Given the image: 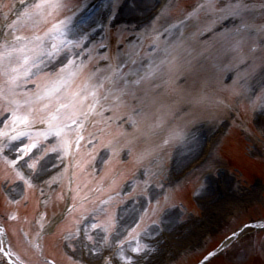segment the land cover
Listing matches in <instances>:
<instances>
[{
  "label": "rangeland",
  "instance_id": "374dc122",
  "mask_svg": "<svg viewBox=\"0 0 264 264\" xmlns=\"http://www.w3.org/2000/svg\"><path fill=\"white\" fill-rule=\"evenodd\" d=\"M156 4L154 3L150 9H145L143 12H132L127 7V3H125L123 10L117 13L114 23H119L121 28L131 27L135 29L139 24H145L146 27L148 25L146 24L148 16L154 10ZM3 21L4 18L1 17L0 35L6 39L9 33L7 32V36H5V29L2 28ZM194 24L195 26L197 25L196 23ZM107 32H110V30H105L89 44L88 51L90 53L96 46L104 44L103 41L106 39ZM178 36L176 37V41L172 40L174 43H178L177 46L180 45V41L177 40ZM64 38L65 36H59L57 43H61ZM169 40H171V37ZM202 49L197 47L196 54L198 56H200ZM45 50L48 52L51 51V49ZM61 51H63L62 48ZM170 53L172 51L166 53L160 45L158 47L151 45L147 49L145 57L138 63L132 65L129 72L136 71L137 73H142L144 79L141 81V84L144 80L145 82L147 80H155L154 78L158 72L163 69L164 65L169 63L167 58ZM80 55L83 56V53ZM88 59L89 55L84 57V59L77 57L74 63L71 55L66 53L60 56L55 63H51L52 58L49 57L44 60V63H40L41 61L37 60L35 65H39L37 66V73L41 72L51 75L72 64H82ZM153 61L155 63L152 68L148 69ZM213 74L214 71L212 70ZM225 75L227 77L228 73ZM211 76L205 77L206 85L212 84ZM130 79L127 82L128 85H132ZM249 87L251 91L247 92V96L254 102L253 108L250 110V105L245 107L247 100H244L240 108L244 109V116L246 120H249L250 124L248 121H243L242 125L236 126L238 128L244 127L248 136L243 139L240 137L238 130L234 129L227 139V141L232 139L236 146L237 150L234 152V156L228 153L227 146L220 147L217 150L218 156H214L213 158L212 171L206 177L195 181L193 185H189L191 186L189 190H193L189 195H175L176 197H174L172 190L173 192L177 190L175 188L179 186L178 180L183 171L199 156L200 150L203 147L204 134L211 133L212 136V132L215 130L197 125L191 132H185L181 135V129L172 127V123L169 125H158L160 128H155V133L153 132L154 136L152 134L149 139H146L148 140L146 141L147 148L145 149L144 147V150H142L143 153H138V156L143 161L142 164L135 167H141L146 162L147 157L150 156L149 158H152L154 156H152L153 153L151 151H153V147L155 148L157 146L156 141H158V135L160 134V138L165 134L169 137V134H171L167 146V149L169 148L168 151H164V155L159 154L157 157H153L152 161L150 160V166L143 168L135 180L128 184L129 190L127 194L122 193L123 189L119 191L120 185L122 184L119 185L121 181L119 179L112 186L110 193L113 194L110 197L104 198L101 203L94 204L91 209L84 210L85 213H83L84 216L82 218L74 219L69 223V228L65 229L56 237L58 238L57 249L49 248L45 241L44 249L47 257H51L56 261H62L64 264H114L115 261L118 264H122L123 259L135 263V259L138 257L137 255L147 252L146 247H149L151 252L155 254V247L151 243L154 244L157 238L160 240L163 239V234H166L168 237L175 235V241L170 247L166 246L168 238L165 242L161 241V248L163 246L165 247V250L162 251H165L164 256L160 258V261H154L153 264H190L194 261L193 259L199 258L201 253L208 251L212 247L210 246L211 243L220 241L221 236L226 232L234 230L231 228H238L247 222L264 220V121L259 119V117L264 115V71L261 77L256 79ZM151 95L150 98L145 99V102L151 105L150 107L152 105L156 108L157 106L161 107L163 102L165 103V98L162 95L157 97L156 92H151ZM134 116L130 115L125 117L128 129L136 128V122H139V118L142 115ZM150 116L153 117V114H150ZM2 117L3 115L0 116V130L4 128L3 132L6 133L13 128V124L8 119L9 116H6V120L2 119ZM246 125H249L250 130L246 128ZM139 129H142V125H139ZM3 132H1V138H3ZM51 142V139H49L47 145ZM193 145H195L196 150L191 156L189 152L186 153L185 151L188 149L192 150ZM44 150V145L38 144L37 142L29 145L23 142L14 143L9 140L5 141V139L0 142V157L4 158V156H9L8 160L10 163L16 169H19V167L23 169V175L25 177H32L37 180L42 178V176L47 177L48 173L56 169L62 161L60 156L45 153ZM5 153L8 155H5ZM127 153V156L130 157V151ZM108 156L109 154H103L102 158L96 161L98 169L103 168L105 170L104 167L108 164ZM220 157L228 160L231 171L229 169V171H226V169H218L224 166L220 162ZM237 159H240L243 164L244 169H241L244 171V174L233 167V160L239 163ZM251 159L253 162L250 161ZM116 167L106 168L105 177L111 176ZM218 170L219 172L217 173ZM173 173L177 174L176 179L172 177ZM209 176L217 179L221 177L227 179V185L231 188L228 199L219 203L215 202L214 199L211 201L212 193L206 184ZM254 179L261 181L254 183ZM194 185L197 186L194 187ZM204 187L206 188L205 190ZM7 190L8 193H11L16 198L15 200L10 199V201L12 200L11 202L22 200L23 188L20 184L7 188ZM49 198L50 209L46 210L47 217L44 220L50 217L48 216V212L49 214H55L60 210L59 197L51 194ZM178 202H186L192 208L187 210L186 207L185 209H181L182 212H180V210L175 209L179 204ZM127 205L131 207L128 209L126 208ZM83 208H86V206ZM114 210L116 213L118 210L119 212L124 211L121 213V217L115 214V221L113 220ZM172 212H175L176 215H172L170 218ZM80 220H91L82 229L81 235L75 231V225ZM77 236H80V240ZM15 238L12 244L17 254H21L29 262H38L31 252L21 246L20 243L22 241L17 238L16 234ZM60 241L70 248L72 257L67 261L68 263H65L63 256L61 257L58 250ZM256 243L257 240L252 245ZM18 247L20 251H18ZM254 248L250 246L247 249L249 252H253ZM103 254H108L109 257L107 255L102 256ZM112 254L114 257H111ZM244 256L246 257V254ZM237 264H248V262L243 263L240 261ZM258 264H264V260L258 262Z\"/></svg>",
  "mask_w": 264,
  "mask_h": 264
},
{
  "label": "snow or ice",
  "instance_id": "6c2138e0",
  "mask_svg": "<svg viewBox=\"0 0 264 264\" xmlns=\"http://www.w3.org/2000/svg\"><path fill=\"white\" fill-rule=\"evenodd\" d=\"M159 0H102V3L99 6L98 11L95 14H88V8L90 7L87 3V0H82V3L78 4L77 7L80 9L82 15L81 18L77 21L78 25V31L73 34V39L68 40L64 39L61 41V43H52L51 45V51L48 52L49 57H55V59L51 60V63H55L57 59L60 58V56L67 54H70L73 62L75 63L76 58L80 57L81 59H84V57L90 55V52L88 51L89 44L95 40L97 36H99L101 33H103L105 30H116V31H139L140 29L144 28L145 26L142 24H139L138 27L135 29L131 27L127 28H121L119 23H114L116 21L117 13L119 11L123 10V6L125 3H127V7L132 12H143L144 9H150L151 5L154 3L158 4ZM221 5V0H214V6L219 8ZM68 0H56L55 3L51 2V0H41V3H38V7L40 9H52L53 11L48 16V23L52 25L51 32L54 33L57 36H62L63 29L67 25L68 20L61 19L62 16L67 14V9L69 8ZM161 13H157L155 16L149 18L152 22L156 21L157 17H159ZM71 19V17H69ZM240 17H238L236 14H229L225 15L222 27L225 29H228L226 25L229 23V21L239 22ZM19 20H15L12 22V24H9L5 28V36H7V31L9 29L15 28L17 32L21 31V27H19ZM148 27L152 28L153 33L160 32V29L156 28L153 23L148 24ZM214 31V30H213ZM240 32V28L236 27L235 23L233 27L229 30L224 32V36L227 37L230 34H238ZM135 37H131L129 39V42H131L132 39ZM40 37H36L35 41L29 40V37L22 36V35H15L12 38V47L10 48V51H27L34 50L35 47H32V44L35 42L40 41ZM9 40L6 38L5 40L0 41V76L3 75L4 72V57L2 53V49L9 47ZM163 46V50L167 52H171L178 43H174L172 40L163 41L162 37L157 39L156 43L153 45L154 47L161 45ZM16 45H19L18 47ZM64 47L63 51H61L62 46ZM22 46V47H21ZM42 46V45H41ZM104 47H107L104 45ZM83 53V56L80 54ZM43 54V53H41ZM104 59H107V57H103ZM26 63H29L28 60L25 61ZM40 63H44V61H41ZM155 61L152 62V64L149 65L148 69H151ZM248 63L246 58H238L230 65V70H233L237 73L238 76H240L241 72H238L237 69L241 66ZM39 66V65H35ZM264 65H261V67ZM256 64H250L248 68L245 69L244 76L246 77H252L254 78V72H255ZM30 74V73H29ZM130 79V83L135 87L138 88L140 85V82L144 79V76L142 73H137L136 71H130L127 74L126 79ZM19 79V77H17ZM235 81L233 86H235ZM245 91L250 92V87L247 88ZM130 95L133 98L137 97V93L135 90H133ZM72 105H76V102L73 101L72 103H62V107H70ZM77 106V105H76ZM261 121H264V115L259 117ZM212 255H216V253H213ZM211 255L205 259V264H207V259H210Z\"/></svg>",
  "mask_w": 264,
  "mask_h": 264
},
{
  "label": "bare ground",
  "instance_id": "6f19581e",
  "mask_svg": "<svg viewBox=\"0 0 264 264\" xmlns=\"http://www.w3.org/2000/svg\"><path fill=\"white\" fill-rule=\"evenodd\" d=\"M230 149H231L230 151H236L235 145L231 144ZM195 150H196L195 145H193V149L192 150L188 149L185 152L186 153L189 152V154H191V156H192L194 154ZM146 249H147L146 253L137 255L138 257L136 258V262L135 263L123 260L122 262H124V263H122V264H153L154 261L155 262L158 261V258L156 257V254H153V252H151L149 247H146Z\"/></svg>",
  "mask_w": 264,
  "mask_h": 264
}]
</instances>
